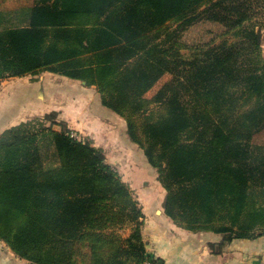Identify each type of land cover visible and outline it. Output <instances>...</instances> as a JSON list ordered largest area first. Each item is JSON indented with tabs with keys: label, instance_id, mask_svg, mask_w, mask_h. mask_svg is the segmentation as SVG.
Returning <instances> with one entry per match:
<instances>
[{
	"label": "trees",
	"instance_id": "obj_1",
	"mask_svg": "<svg viewBox=\"0 0 264 264\" xmlns=\"http://www.w3.org/2000/svg\"><path fill=\"white\" fill-rule=\"evenodd\" d=\"M18 8L29 21L0 28V79L48 70L94 85L174 223L218 235L215 253L264 236V0H0ZM53 115L0 133V240L29 264H159L104 150Z\"/></svg>",
	"mask_w": 264,
	"mask_h": 264
},
{
	"label": "crops",
	"instance_id": "obj_2",
	"mask_svg": "<svg viewBox=\"0 0 264 264\" xmlns=\"http://www.w3.org/2000/svg\"><path fill=\"white\" fill-rule=\"evenodd\" d=\"M11 11L14 13L12 16H18L25 21L20 26L28 24L30 9L18 8L2 13ZM263 38L264 29L262 40ZM262 55L264 56V49ZM90 90L95 92L94 97H88ZM90 103L92 104L89 106ZM88 107H90L89 112ZM51 110L57 111L61 118L67 120L73 128L80 130L88 140L90 136L94 140V142L90 140L93 145L103 150L106 148V143L102 142V140L106 141V138L102 139V136L110 132L105 129L110 128L114 131L113 118L116 113L101 103L100 95L94 85H86L83 80L48 70L0 79V133L10 126L35 116H42ZM66 112L70 115H65ZM103 112L106 114L105 118L101 114ZM122 130L125 133L124 126ZM126 141L127 146L137 147L142 152L141 148L129 138ZM108 142V145H111L114 141L109 139ZM125 147L122 144V148ZM142 157L144 165H150L145 156ZM114 162L110 161L109 164L114 167ZM137 181L136 179L134 183L136 184ZM140 185L147 190L146 197L141 199V203L139 202L144 214L146 250L149 255L159 260V264H264V236L236 239L225 244L220 253L212 252L209 243L219 241L218 235H212L206 240L199 239L197 233L184 229L166 217L162 208L165 193L157 179V174L144 177ZM0 264L29 263L18 257L5 242L0 240Z\"/></svg>",
	"mask_w": 264,
	"mask_h": 264
},
{
	"label": "rangeland",
	"instance_id": "obj_3",
	"mask_svg": "<svg viewBox=\"0 0 264 264\" xmlns=\"http://www.w3.org/2000/svg\"><path fill=\"white\" fill-rule=\"evenodd\" d=\"M26 9H28V8H26ZM0 13H2V12H0ZM12 14H14L12 11L11 12H5V13L3 12L2 14H0V28L20 26V25L25 23V21L22 20V18H20L18 16L17 17L12 16ZM261 49H264V38H263L262 43H261ZM1 79H3V78H1ZM75 86L78 87L77 84H75ZM65 87L67 89L69 88L68 85H66ZM88 95H89L88 97H94L95 92L93 90H90ZM91 104L92 103H90L89 106ZM100 109H101V111H104L103 108H100ZM89 111H90V107H88V112ZM48 113H54L55 114V115H53L54 116L53 121L65 122V124L70 129L71 134L73 136H75L79 139H87L86 137H84V134L80 130L73 128L72 125L71 126L69 125V122L67 120H64L63 118H61L57 111L51 110ZM101 114L104 118L106 117V114L104 112ZM65 115H70V113L66 112ZM96 116H98V115H96ZM38 117L40 118L41 116H35V117L30 118V119H27L26 121H32L33 124L38 125V122H37L38 120L36 119ZM122 118L117 116V114L116 115L114 114V118H113L114 124H115V126L113 128L114 131H112L110 128L105 129V131L107 130L110 132L105 134V136L104 135L102 136V139L106 138V141L102 140V139L101 140H102V142L106 143V148H104L106 160L109 162L111 161L112 163L115 161L114 162V168L119 172V174L121 175V178L124 179V181L128 184V186L130 187V189H131L133 195L135 196V198L137 199V201L141 203V199H144L146 197L147 190H145L143 188V186L140 185V182L146 176L148 178L154 174L156 175L157 170L150 165H148V166L144 165V161H143V157H142L143 155H142V152L139 150V148H137V147L133 148V146H127L126 140H127V138H129V136L126 132L125 119L124 118L122 119ZM52 122L50 123V121L47 120L44 122V124L52 125V128L58 130L60 128V125H58V122L53 123V124H52ZM111 122H112V119H111ZM123 126L125 127V133L122 130ZM95 128H97V127H95ZM38 138L39 139H38L37 145H38V148L40 150V156H41V161H42L43 165L45 167H48V166L55 164L57 162V158L55 155V151H54V147L52 144V139L50 137V134H48L45 131H42L39 134ZM88 138L90 140H92L90 138V136ZM109 139H112L114 141V142H111L113 144L108 145ZM92 142H94V140H92ZM122 144H124L126 146L125 149L122 148ZM136 179L138 181L135 184L134 181ZM132 180H133V183H131ZM160 185H161V183H160ZM164 193H165V190H164ZM162 208H163V206H162ZM163 211H164V209H163ZM166 217H168V216L166 215ZM118 230H120V232H122L124 235L129 232V229L127 227L126 228H119ZM195 233H197L199 235L198 236L199 239H202V240L209 239L212 235H216L211 231H198ZM148 262L149 261H146L144 264H146Z\"/></svg>",
	"mask_w": 264,
	"mask_h": 264
},
{
	"label": "built area",
	"instance_id": "obj_4",
	"mask_svg": "<svg viewBox=\"0 0 264 264\" xmlns=\"http://www.w3.org/2000/svg\"><path fill=\"white\" fill-rule=\"evenodd\" d=\"M146 264H151V262L149 261L148 263H146Z\"/></svg>",
	"mask_w": 264,
	"mask_h": 264
}]
</instances>
